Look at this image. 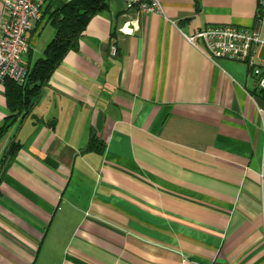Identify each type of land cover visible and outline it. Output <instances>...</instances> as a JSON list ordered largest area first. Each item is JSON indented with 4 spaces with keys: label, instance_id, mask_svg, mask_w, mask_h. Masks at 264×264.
Segmentation results:
<instances>
[{
    "label": "crops",
    "instance_id": "1",
    "mask_svg": "<svg viewBox=\"0 0 264 264\" xmlns=\"http://www.w3.org/2000/svg\"><path fill=\"white\" fill-rule=\"evenodd\" d=\"M69 1L41 7L27 70ZM158 2L107 0L0 138V264H264V93L187 40L252 28L264 0Z\"/></svg>",
    "mask_w": 264,
    "mask_h": 264
},
{
    "label": "built area",
    "instance_id": "2",
    "mask_svg": "<svg viewBox=\"0 0 264 264\" xmlns=\"http://www.w3.org/2000/svg\"><path fill=\"white\" fill-rule=\"evenodd\" d=\"M47 0H4L0 21V85L11 81L23 86L28 70L22 57L29 51L26 34L41 18V7ZM141 10L161 13L158 0H132ZM132 3V4H133ZM187 40L210 60L228 59L248 63L256 80V87L264 93V64L254 60L256 51L264 49V16L256 19L255 26L240 29L231 26L208 27ZM196 41L201 42V47ZM115 55V48L110 47Z\"/></svg>",
    "mask_w": 264,
    "mask_h": 264
},
{
    "label": "trees",
    "instance_id": "3",
    "mask_svg": "<svg viewBox=\"0 0 264 264\" xmlns=\"http://www.w3.org/2000/svg\"><path fill=\"white\" fill-rule=\"evenodd\" d=\"M107 8V0H71L51 12L50 24L55 35L44 51L43 58L37 60L28 70L27 80L23 86L11 81L3 84L7 107V116L0 126V138L16 123H21L40 95L42 82L47 81L53 70L74 47L84 32L89 20ZM262 11L259 8V12ZM257 18V17H256ZM19 146L11 143L9 151Z\"/></svg>",
    "mask_w": 264,
    "mask_h": 264
},
{
    "label": "rangeland",
    "instance_id": "4",
    "mask_svg": "<svg viewBox=\"0 0 264 264\" xmlns=\"http://www.w3.org/2000/svg\"><path fill=\"white\" fill-rule=\"evenodd\" d=\"M62 1H64V0H62ZM47 5H48V3H46V6H47ZM46 6H45V7H46Z\"/></svg>",
    "mask_w": 264,
    "mask_h": 264
}]
</instances>
